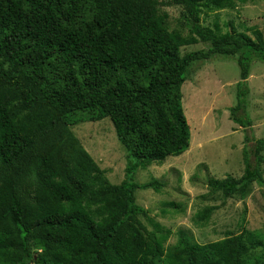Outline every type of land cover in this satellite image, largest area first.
<instances>
[{"label": "trees", "instance_id": "trees-1", "mask_svg": "<svg viewBox=\"0 0 264 264\" xmlns=\"http://www.w3.org/2000/svg\"><path fill=\"white\" fill-rule=\"evenodd\" d=\"M246 0H0V264H264V241L242 227L199 243L186 230L149 229L135 182L139 168L185 152L191 129L182 86L195 60L236 57L240 67L231 119L245 127V169L207 177L210 192L243 198L264 173L244 114L253 59L264 34L201 25L203 12ZM180 6L190 34L172 30L164 6ZM199 41L208 50L184 52ZM240 112H243L240 114ZM109 118L126 151V178L111 183L71 130ZM248 129V130H247ZM253 157V158H252ZM213 207L199 211L206 225ZM151 219L148 218V221ZM254 258V262L250 258Z\"/></svg>", "mask_w": 264, "mask_h": 264}, {"label": "rangeland", "instance_id": "rangeland-1", "mask_svg": "<svg viewBox=\"0 0 264 264\" xmlns=\"http://www.w3.org/2000/svg\"><path fill=\"white\" fill-rule=\"evenodd\" d=\"M163 9L169 14L170 29L190 34V25L180 16V6H164ZM228 22L238 32L251 34L259 29L264 34V0L237 1L233 8L201 15V25L214 31L219 25L225 32ZM209 47V42L199 41L186 51L184 48V52L208 50ZM239 80L240 67L236 57L216 55L195 60L182 86L183 108L191 129L189 148L178 156L167 157L161 164L139 168L135 175L137 183L153 179L162 183L159 191L138 189L136 202L148 209V217H142V220L149 229L158 223L171 230L165 243L167 248L177 242L179 230H186L196 242L207 243L224 238L229 232L238 234L246 227L264 241L261 187L252 183L241 198L212 193L207 184L208 176L238 178L245 169L246 128L231 119V107L237 103ZM247 80L250 92L244 114L251 120L249 128L254 136L264 138V61L252 60ZM71 130L105 170L111 183L120 184L126 178V151L109 118L81 121L72 125ZM261 155L264 156V146ZM261 168L264 173V164ZM207 207L214 208L211 216L206 225H198L195 216ZM252 255L264 261V247H258ZM250 261L254 262V258Z\"/></svg>", "mask_w": 264, "mask_h": 264}]
</instances>
